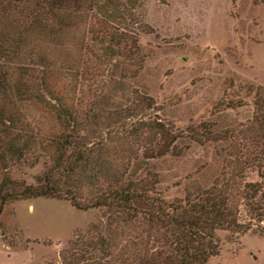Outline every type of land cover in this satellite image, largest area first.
Masks as SVG:
<instances>
[{"label":"trees","instance_id":"obj_1","mask_svg":"<svg viewBox=\"0 0 264 264\" xmlns=\"http://www.w3.org/2000/svg\"><path fill=\"white\" fill-rule=\"evenodd\" d=\"M140 1L0 0L2 239L9 205L34 198L98 213L58 251L60 264H206L218 254L217 231L228 241L264 235L263 86L238 84L210 111L220 118L249 106L243 118L180 132L144 113L147 96L111 102L120 82L107 68L123 79L142 62L126 29ZM207 147L214 164H198L182 197L165 200L153 163ZM39 161L33 183L16 174Z\"/></svg>","mask_w":264,"mask_h":264},{"label":"rangeland","instance_id":"obj_2","mask_svg":"<svg viewBox=\"0 0 264 264\" xmlns=\"http://www.w3.org/2000/svg\"><path fill=\"white\" fill-rule=\"evenodd\" d=\"M126 29L136 34L142 62L134 77L123 79L104 67L107 76L113 72L120 82L113 85L111 102L124 106L147 96L151 107L144 113L167 128L180 132L192 121L243 118L249 106L222 111L220 118L210 111L217 101L232 99L238 84L264 87V0H141ZM231 80L234 86L227 89ZM204 161L214 164L210 147L155 161L161 196L182 197L186 176ZM40 169L41 161L15 172L33 183ZM9 207L5 240L15 245L0 234V264H60L61 247L98 215L45 198L17 200ZM216 236L218 254L206 264H264V235L246 232L230 241L225 231Z\"/></svg>","mask_w":264,"mask_h":264}]
</instances>
